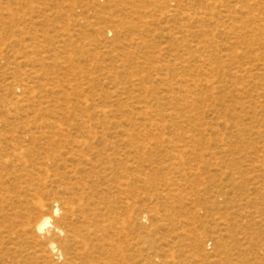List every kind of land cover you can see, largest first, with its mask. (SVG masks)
I'll use <instances>...</instances> for the list:
<instances>
[{
    "label": "rangeland",
    "instance_id": "1",
    "mask_svg": "<svg viewBox=\"0 0 264 264\" xmlns=\"http://www.w3.org/2000/svg\"><path fill=\"white\" fill-rule=\"evenodd\" d=\"M52 162L100 203L69 264H264V0H0V264H66Z\"/></svg>",
    "mask_w": 264,
    "mask_h": 264
},
{
    "label": "bare ground",
    "instance_id": "2",
    "mask_svg": "<svg viewBox=\"0 0 264 264\" xmlns=\"http://www.w3.org/2000/svg\"><path fill=\"white\" fill-rule=\"evenodd\" d=\"M104 113V112H103ZM106 113V112H105ZM102 138V137H101ZM84 144V143H83ZM85 145V144H84ZM88 146V145H86ZM81 147V146H80ZM79 147V148H80ZM82 148V147H81ZM88 148V147H87ZM114 148V147H113ZM108 149V148H107ZM110 149V147H109ZM90 150V147H89ZM106 150V149H105ZM82 152V151H81ZM92 152V151H91ZM104 152V151H103ZM100 153V152H99ZM107 153V152H106ZM83 155V154H82ZM94 155V154H92ZM100 156V155H99ZM82 157V156H81ZM87 159V158H86ZM101 160V159H100ZM108 160V159H107ZM106 160V161H107ZM95 161V159H94ZM97 161V159H96ZM90 164V163H89ZM55 166V167H54ZM62 166V168H61ZM83 166V165H82ZM89 166V165H88ZM109 166V165H108ZM86 167V166H85ZM94 166L93 164L90 165V169H93ZM99 168V167H98ZM24 171H26L27 167L24 166V168H21ZM89 169V170H90ZM108 169V168H107ZM88 170V168H87ZM109 170V169H108ZM23 171V172H24ZM86 169H78L77 167L72 166V165H57L56 163L52 162V168L48 169L46 168L45 170H38L37 174H42L43 175V181L41 180L40 176L42 175H38V177L40 178L38 181L39 183H43V185L46 184H54L57 185L58 188L61 189V191L65 192L66 194L69 195L70 198V202H65L64 205H66V213H69V215L71 217H75L76 220H74L75 222L71 223V224H67L64 222V218L65 216H63V218H61L60 221H55L56 223L54 224V226L52 227V235L51 238L48 240L47 242V247L48 249L53 252V253H59L60 256L64 257V262L66 264H69L71 261V259L67 258V256L69 255V252H71L73 249L72 247H74V252H77V248L78 245H80V249H83L84 253V257L88 260V262L93 261V254L96 253L98 255H103L105 252V249L103 248L104 246L102 244H97V245H93L92 247V251L94 252H90V248H88V245L86 244V239L88 241H91L93 239L94 236H96V233H98L97 227L96 225L97 222H93V220L97 217V213L95 211L98 210V205L99 200H94L89 198L90 194L92 193V187L89 186L88 182L86 181L85 175ZM18 171H13V173L11 174L14 178V180L18 179L20 176L18 175ZM88 173V172H87ZM26 174V173H25ZM36 174V173H35ZM92 174V173H91ZM100 174V173H99ZM103 174V172H102ZM22 177V176H21ZM103 177V176H102ZM91 178V177H90ZM104 178V177H103ZM19 180V179H18ZM17 180V181H18ZM41 180V181H40ZM96 180V179H95ZM38 183V184H39ZM90 183V182H89ZM40 184V185H41ZM91 184V183H90ZM108 184V183H107ZM13 185V184H12ZM42 185V186H43ZM119 185V184H118ZM121 185V184H120ZM26 186V185H25ZM95 186V185H94ZM98 186V185H97ZM101 187V186H100ZM122 187V186H121ZM42 188V187H41ZM25 189V188H24ZM29 191V190H28ZM35 192V191H34ZM39 194V193H38ZM106 195V194H105ZM110 195V193H109ZM98 196V195H97ZM104 196V195H103ZM35 197V196H34ZM42 197V194H41ZM37 198V196L35 198H37L35 206L37 207V209L40 212L39 215V219L37 221V223L34 225H31V221H30V216H27L26 214L23 216L22 220H19V229L20 231H15L14 235H17L18 233H21V235H25L26 232L28 231L30 234H42L44 231L47 230L48 227H50V222H51V216H57L59 214V208H55L53 209V211L51 212V214L47 213L44 210V205L42 204V198ZM91 197V196H90ZM109 197V196H108ZM61 199V198H60ZM67 198L65 197V200ZM101 200V199H100ZM62 202V200L60 201V203ZM64 203V202H63ZM74 204H77V207H74ZM62 205V203H61ZM63 206V205H62ZM84 206V207H83ZM108 207V206H107ZM110 207V206H109ZM63 208V207H62ZM84 208L87 209L89 212H91V216L92 218L89 220L88 218H83V211ZM46 209V208H45ZM64 209V208H63ZM36 210V209H35ZM65 210V209H64ZM109 210V209H107ZM35 212V211H34ZM64 214V213H63ZM82 216V217H81ZM85 216V215H84ZM69 217V218H71ZM79 217L82 219L81 221L79 220ZM67 218V217H66ZM99 218V217H98ZM68 219V218H67ZM70 220V219H69ZM95 221V220H94ZM83 222L87 225V227L82 228L85 230V233H83L84 235H81L80 231L78 230L76 224L77 223H82ZM101 221H99L100 223ZM104 222V221H103ZM13 224H15L14 222H12ZM101 225V224H100ZM27 226V227H26ZM101 229V228H100ZM11 230V229H10ZM14 231V230H12ZM10 232V231H9ZM99 232L103 233V229L102 231L100 230ZM32 236V235H31ZM98 236V234H97ZM100 237V235H99ZM36 239V238H35ZM99 239V238H98ZM103 239V238H102ZM34 240V239H33ZM95 241V240H94ZM34 242V241H33ZM97 242V241H95ZM35 243V242H34ZM93 243V242H92ZM42 245V244H41ZM108 245V244H107ZM90 246V245H89ZM38 247V245H37ZM109 247V246H108ZM94 249V250H93ZM110 249V247H109ZM90 250V251H89ZM69 251V252H68ZM82 252V251H81ZM106 254V253H105ZM74 255V254H73ZM61 258V257H60ZM97 258V257H96ZM98 259V258H97ZM82 260V259H81ZM99 260V259H98ZM80 261V260H79ZM102 261V260H101ZM110 261V260H108ZM95 262V261H94ZM73 264V262H72ZM94 264V263H93ZM108 264V262H107Z\"/></svg>",
    "mask_w": 264,
    "mask_h": 264
}]
</instances>
